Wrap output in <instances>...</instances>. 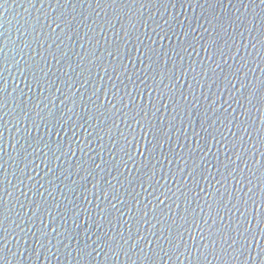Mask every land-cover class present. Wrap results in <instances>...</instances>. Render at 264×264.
Wrapping results in <instances>:
<instances>
[{
    "label": "water",
    "instance_id": "obj_1",
    "mask_svg": "<svg viewBox=\"0 0 264 264\" xmlns=\"http://www.w3.org/2000/svg\"><path fill=\"white\" fill-rule=\"evenodd\" d=\"M0 133V264H264L261 0H0Z\"/></svg>",
    "mask_w": 264,
    "mask_h": 264
},
{
    "label": "snow or ice",
    "instance_id": "obj_2",
    "mask_svg": "<svg viewBox=\"0 0 264 264\" xmlns=\"http://www.w3.org/2000/svg\"><path fill=\"white\" fill-rule=\"evenodd\" d=\"M261 3L264 4V0H261ZM0 135H2V133H0ZM229 241H233L234 243L237 242L234 237L229 235L227 239L224 240V244L226 245V247L221 249V254H226L229 249L233 248V243H229ZM240 254L243 255V252L241 251Z\"/></svg>",
    "mask_w": 264,
    "mask_h": 264
}]
</instances>
